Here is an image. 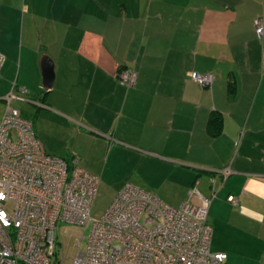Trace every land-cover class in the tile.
<instances>
[{
    "label": "crops",
    "instance_id": "0c3cea01",
    "mask_svg": "<svg viewBox=\"0 0 264 264\" xmlns=\"http://www.w3.org/2000/svg\"><path fill=\"white\" fill-rule=\"evenodd\" d=\"M258 16L264 0H0V115L12 84L25 89L15 106L45 152L97 177L105 210L127 182L176 205L198 180L216 191L211 251L264 264ZM121 69L136 71L133 86L117 81ZM193 73L213 74L211 87Z\"/></svg>",
    "mask_w": 264,
    "mask_h": 264
},
{
    "label": "built area",
    "instance_id": "2783aa9c",
    "mask_svg": "<svg viewBox=\"0 0 264 264\" xmlns=\"http://www.w3.org/2000/svg\"><path fill=\"white\" fill-rule=\"evenodd\" d=\"M257 39L264 19H253ZM127 87L136 83L133 69L115 75ZM192 80L210 88L211 73H193ZM26 90L12 84L0 115V264H224V253L212 252L208 211L216 191L205 196L197 180L179 207L155 193L125 183L103 215L92 208L99 179L77 164L48 155L32 121L15 106ZM226 177L227 170H222ZM214 184L215 180L210 179ZM232 205L238 199L229 196ZM12 205L7 211L5 206ZM58 223L80 229L69 233L71 251L56 254ZM89 230L86 247L81 248Z\"/></svg>",
    "mask_w": 264,
    "mask_h": 264
},
{
    "label": "rangeland",
    "instance_id": "374dc122",
    "mask_svg": "<svg viewBox=\"0 0 264 264\" xmlns=\"http://www.w3.org/2000/svg\"><path fill=\"white\" fill-rule=\"evenodd\" d=\"M106 195L100 194L98 198H96L93 208H92V217L95 219L100 218L103 215V212H105V204H106ZM180 204H171L173 207H179ZM5 209L9 212L12 210V205L7 204L5 206ZM80 229L79 227L72 226V225H66L65 223H58L56 230H55V236L57 241V247H56V254L58 257H60L63 250L71 251V246L74 244L75 239L69 237V233L72 231ZM82 230V229H80ZM89 235V230L87 229L84 232V240H82L81 248L84 249L86 247V239Z\"/></svg>",
    "mask_w": 264,
    "mask_h": 264
},
{
    "label": "water",
    "instance_id": "95a60500",
    "mask_svg": "<svg viewBox=\"0 0 264 264\" xmlns=\"http://www.w3.org/2000/svg\"><path fill=\"white\" fill-rule=\"evenodd\" d=\"M41 66L44 77L43 87L45 89H50L52 87L54 80V70H53L52 60L48 56L44 55L42 57Z\"/></svg>",
    "mask_w": 264,
    "mask_h": 264
},
{
    "label": "clouds",
    "instance_id": "9594fccd",
    "mask_svg": "<svg viewBox=\"0 0 264 264\" xmlns=\"http://www.w3.org/2000/svg\"><path fill=\"white\" fill-rule=\"evenodd\" d=\"M0 198H3V196H2V194H0ZM3 214L2 213H0V216H2Z\"/></svg>",
    "mask_w": 264,
    "mask_h": 264
}]
</instances>
